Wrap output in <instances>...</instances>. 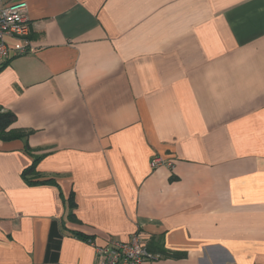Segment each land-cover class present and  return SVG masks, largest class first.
Listing matches in <instances>:
<instances>
[{"label": "crops", "instance_id": "crops-1", "mask_svg": "<svg viewBox=\"0 0 264 264\" xmlns=\"http://www.w3.org/2000/svg\"><path fill=\"white\" fill-rule=\"evenodd\" d=\"M17 1L0 264H99L134 234L185 254L149 264H264V0Z\"/></svg>", "mask_w": 264, "mask_h": 264}, {"label": "built area", "instance_id": "built-area-1", "mask_svg": "<svg viewBox=\"0 0 264 264\" xmlns=\"http://www.w3.org/2000/svg\"><path fill=\"white\" fill-rule=\"evenodd\" d=\"M28 3L17 0H0V69L10 60L33 52L28 19ZM9 40L14 41L10 43ZM172 166L161 159H155L152 167L163 164ZM89 243L93 244V240ZM99 264H149L156 256L148 251L138 234L127 242L111 240L105 246H95Z\"/></svg>", "mask_w": 264, "mask_h": 264}, {"label": "trees", "instance_id": "trees-1", "mask_svg": "<svg viewBox=\"0 0 264 264\" xmlns=\"http://www.w3.org/2000/svg\"><path fill=\"white\" fill-rule=\"evenodd\" d=\"M2 108L0 107V139L2 140H13V139H23L27 138L29 136V133L26 132H17V131H6L7 128L13 123V121L16 119V116L12 112H1ZM27 150L29 151L28 147ZM30 152V151H29ZM35 164L39 162V159L35 158L34 160ZM35 164L28 169H26L23 172V178L29 183V184H38L39 182V176L37 171L35 170ZM85 241L89 242L90 238H85ZM157 244L156 247L149 248V251L154 255H159L160 257H167V258H182V256H185L183 253H169L163 249L160 248ZM159 250V251H158Z\"/></svg>", "mask_w": 264, "mask_h": 264}]
</instances>
